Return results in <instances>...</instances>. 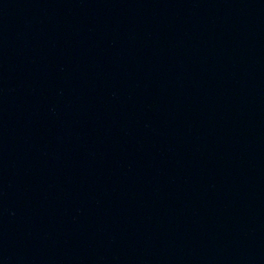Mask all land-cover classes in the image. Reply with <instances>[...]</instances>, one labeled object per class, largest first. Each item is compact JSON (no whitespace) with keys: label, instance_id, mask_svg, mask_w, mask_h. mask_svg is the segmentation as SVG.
I'll use <instances>...</instances> for the list:
<instances>
[{"label":"water","instance_id":"95a60500","mask_svg":"<svg viewBox=\"0 0 264 264\" xmlns=\"http://www.w3.org/2000/svg\"><path fill=\"white\" fill-rule=\"evenodd\" d=\"M0 264H264V0H0Z\"/></svg>","mask_w":264,"mask_h":264}]
</instances>
